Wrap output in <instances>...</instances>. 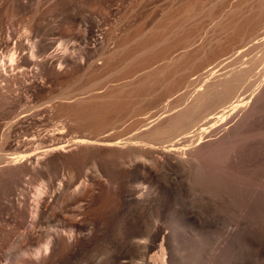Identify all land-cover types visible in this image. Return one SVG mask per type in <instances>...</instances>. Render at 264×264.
I'll use <instances>...</instances> for the list:
<instances>
[{"label": "bare ground", "instance_id": "6f19581e", "mask_svg": "<svg viewBox=\"0 0 264 264\" xmlns=\"http://www.w3.org/2000/svg\"><path fill=\"white\" fill-rule=\"evenodd\" d=\"M70 1L53 0L52 8L42 12L35 19L33 18L34 28L41 31L42 35L37 39H35L36 36L35 38L31 36L33 39L27 38V40L24 37L23 40L27 41L26 45H22L24 51L18 49L21 45L18 47L15 45L10 50L7 49L6 53H8L5 58L9 63V67L7 66L9 69L5 67L0 69V111L3 115L1 117L4 121L3 125H8L6 129L10 128L11 121L18 117L23 119L30 114L38 113L40 107H43V110L58 109L61 99L64 97L38 98L36 93H30V89L36 87L33 80H69L90 69L101 68V66H96V62L100 63L97 60L101 61L102 54L109 42L102 32L103 30L101 31L102 27H100L99 21L103 19L102 22H104L107 10L95 7L93 4V7L88 6L89 8H87L86 6L85 10L81 9L77 13L69 14ZM74 2L81 8V0ZM17 9L13 6L10 7L6 18H10V15L13 14L16 15ZM95 12L101 17L98 22L86 21L84 23L82 21L84 18L89 21V15ZM86 15L88 16L86 17ZM49 16H54L55 19L52 20L57 19L59 25L55 26L52 23L54 21L48 20ZM14 29L9 32L11 37L15 33ZM55 29L59 36L57 38L49 37L51 35L48 33ZM17 33L16 35H18ZM47 34L49 36H46ZM72 37L78 40L80 38L79 44L82 46L78 47L74 44L75 41L70 42ZM19 40L17 41L19 42ZM244 47L246 46L244 45ZM147 48L151 49L150 46ZM149 49H146L145 52ZM150 58V56L147 58V63L151 60ZM227 59L228 57H225L222 61ZM261 61L259 58L252 64L250 63L251 66L231 70L223 79L207 78L202 84H195V89L193 88L194 91H192L196 92V95L193 96L194 101L186 104L185 102H188L192 95L185 94L180 98L178 104L169 106L158 114L151 112L148 108L141 113H130L125 117L118 115L115 110L118 108L112 109V111L111 107H104L101 110L80 109L75 111L73 115L69 114L68 116L75 121L76 128L86 131L82 134L76 129H69L64 120L58 119L51 125L43 124L41 131L45 134L26 131L21 133L22 135L20 134L22 139L15 140V143L11 144L9 132L2 130L4 127L2 125L0 130V264H200L205 258L202 257L203 254L210 251L206 249L205 245L208 233H204L205 230L199 226L197 229L188 226L187 228L194 229V232L188 233L185 230V234L180 229L181 226L178 227L179 229L176 228V225H182L183 217L181 219L176 217L175 213L170 212L165 205L166 197L169 194L167 181L170 180L166 179V171L172 163H175L172 165L174 166L172 169L175 170L176 163L179 165L183 162V154L189 155L190 152V160L184 158L189 166L182 165L183 163L179 166L182 168L188 166L189 170H192L195 166L191 165L192 168H190L189 161L193 162L191 163L193 165L197 163L196 169H193L196 172L190 171L191 174L193 172V175H196L199 174V169H202L203 171L200 170V173L203 172V178L202 175L199 177L201 180L205 178V174L211 172L212 177L214 171H208V173L205 168L203 169L201 163L200 167L202 168L199 167V162L202 159L198 156V145L196 149L192 146L197 144V142L195 143L196 137H193L195 141L191 138L194 144H189V147L192 146L190 149L193 148L196 152L191 149L193 151L190 150L187 153L188 148H183L185 144L184 146L182 144L190 139L191 133L188 135L189 138L178 139L183 142L173 141L176 140L173 138H176L178 133L170 136L173 131L179 129H182L179 132L180 135L187 131L189 133L191 128H193L191 129L192 133L197 130L202 133H211V131L213 133V130L216 131V128L213 129L215 124L217 125L227 113L237 108L239 113L242 106L243 109L246 108L250 93L246 95L248 88L243 86V82L250 76L253 66L259 65ZM147 63L146 65H148ZM102 65L104 66V63ZM151 65L152 63L144 67L142 80L137 83L136 87H144L154 77ZM213 67H210L212 71ZM210 68L208 72H210ZM137 81L138 78L131 77L128 82L132 84ZM150 92L148 87L147 98L150 96ZM263 93L264 87L256 92V95L254 93L256 99L253 98L258 101ZM218 99L224 101L215 105L214 100ZM254 99L251 103L255 101ZM175 107L180 108L175 114L172 115L171 112H168L171 116L168 114L166 119L158 121L159 123L156 122L157 125L153 124L154 121L162 117L163 113L174 111ZM235 113L237 114V110ZM235 113L231 115V120L232 117L237 116ZM231 120L228 118L223 124L230 123ZM220 125L222 126V123ZM184 128H188L187 131H184ZM196 133L193 136L200 134ZM208 135L205 136L208 137ZM167 136L170 138L161 140ZM190 140L187 142H191ZM192 153H194V157ZM229 153L227 151V154L224 153V155L227 156ZM193 158L195 161L192 160ZM198 159L200 161L196 162ZM212 160L210 158L209 162ZM181 167L178 168L182 169ZM198 167L199 169H197ZM210 167L207 170H212ZM188 168L187 171H189ZM172 169L169 167V171ZM25 176H29V180H24ZM198 176L195 177V180H190L195 182L198 180ZM207 178H205L206 182H203L204 179L203 183H200L202 184L199 185L200 189L205 183V185L210 184L207 186H211V182L208 179L210 182L208 183ZM213 181L216 184L210 188L218 186L220 189V184H225L217 182L218 178ZM226 181L227 183L231 182L229 179ZM191 183L193 182L191 181ZM217 183L219 184L217 185ZM171 184L173 186V182L170 183V186ZM197 186L198 184L195 187ZM230 186L229 183L225 187H221L224 189V193H222L223 189H220L222 192L218 190L223 194H220L221 196L226 195L227 201L230 200L228 203L232 199L230 189L233 185L231 188ZM170 189H174V187ZM203 190L207 192L208 189L204 186ZM127 201L133 203V209L136 207L137 212L141 209L144 213L146 210L147 214V210H150L148 221L142 222L139 218L143 217H138V219L135 217V221L130 218L131 223H122L120 215L123 213L121 214V210L128 204ZM130 205L127 207L131 208ZM125 210L127 209L123 211L125 212ZM144 217L146 218V216ZM145 218L144 220H146ZM170 223H173L175 227L173 231ZM182 227L185 226L182 225ZM108 234L113 238L121 237L123 241L121 245L115 246L114 243L115 247H105V238L108 239ZM118 241L120 242V240ZM207 254H211V252ZM216 257L213 258L214 261L219 260Z\"/></svg>", "mask_w": 264, "mask_h": 264}, {"label": "rangeland", "instance_id": "374dc122", "mask_svg": "<svg viewBox=\"0 0 264 264\" xmlns=\"http://www.w3.org/2000/svg\"><path fill=\"white\" fill-rule=\"evenodd\" d=\"M74 1L71 0L68 6L69 11H67L69 14L77 13L81 9L85 10L89 8L88 6L93 7V4H95V7H102L107 10L104 22H102L103 19L96 12L89 15V21L88 19L84 20L86 18L82 19L84 23L86 21L98 22L101 19L99 21L100 27L104 28H101V31L103 30L102 32L108 39L109 45L102 54L101 61L100 59L97 61L104 63V66L96 62V66H101V68L90 69L82 75L69 80H33L36 87H32L30 93H36L38 98L64 97L61 99L58 109L43 110V107H40L38 113L30 114L23 119H21L22 117L13 119L14 121H11L9 128L10 131L6 129L8 125H3L4 121L1 119L3 115L0 111V130L3 125L2 130L9 132V138H11L9 142L13 144L15 140L22 139L20 134L26 131L45 134L41 131L43 124L51 125L58 119L64 120L69 129H76L80 134L86 132L83 129L76 128L75 121L68 116L69 114L73 115L75 111L80 109L101 110L104 107H111L110 109L112 110L118 108L119 112L117 109L115 110L118 115L120 114V117H125L130 113H141L147 108L151 112L158 114L165 108L178 104L180 98L185 94L192 95L189 97V101L185 102L186 104L191 103L192 100L194 101L193 96L196 95V92L193 93L192 91L195 89V84L200 85L207 78L223 79L231 70L251 66L250 63L252 64L253 61L260 58L262 60L261 63L253 66L250 76L243 82V86L248 88L246 95H249V93L251 95L253 92L251 97L250 95L248 96L250 99L248 98L246 108L243 109V106L241 107L243 112L242 109H239L241 112L238 113L237 108V114L235 113L236 110L227 113L222 119L223 121L221 120L222 122H216L217 125L215 124L213 127V129L216 128V131L212 129L213 133L212 131L211 133H202L200 130H197L200 134L196 133L197 131L192 133L191 129L193 128L189 129L190 132L187 133L186 129L188 128H184V131H187L185 132L187 136L185 133H181L182 136L180 135L179 132L182 129L173 131L170 136L179 134L178 136L176 135V138H173L176 140L172 139L173 141H178L181 137L189 138V136L190 139L192 138L195 141L194 138L196 137V145L192 139H188L186 143L182 144L183 146L184 144L185 146L187 145L183 148H188V153L193 149H190V147L193 146L196 149L198 145V156L202 159L201 162H199L200 158L196 160V162H199V167L203 164L202 167L207 172H215H213L214 178L213 176L211 177L212 172H208L210 176L205 174V178L209 176L207 182H211V186H214L216 182L213 179L218 178L217 182L225 183L220 184V189H223L221 187H225L229 183L231 186L233 185L232 189H230L232 193L230 194L231 202L228 203L230 200L227 201L226 195L224 196L225 198L221 196L224 193V189L222 192L218 189V186L210 188L211 186H207L210 184L205 185V183L203 185L209 191L203 190L204 186L200 189L201 186L199 185H202L200 183L205 178L199 179L201 175L203 178V172L200 173L202 169H199V167L197 168L199 169V174L193 175V172L191 174V171L196 169L197 163L194 162L196 164L193 165L191 164L193 162L189 161L190 152L189 155L183 154V164L180 163L179 165L189 166L184 159L186 157V159H189L190 168L195 166L192 170L190 169L191 171L188 166L182 168L178 163H176L175 167H181L182 169L178 168L176 170L175 168L173 170L172 167L174 168V166L172 165L175 163H172L169 166L172 170L169 171L168 167L167 170L169 172L166 171V179L170 180H166L169 194L166 197L168 202L165 201V205H167L170 212L175 213L176 217L180 219L183 217L181 224L185 227L176 225V228L181 226L180 229H182L183 234H185V230L188 233L194 232V229L189 228L196 227L197 229L198 226L205 230H203L204 233H208V235L205 234L207 236V244H205L207 248H205L210 250L211 254H207L209 252L205 249L207 253L204 251L205 254L202 257L207 258H203L205 261H201L200 264H212V262L214 264L218 261L220 264H264V93L258 101L255 100L256 92H259L264 87V0H81V8ZM53 4V0H0V58L2 56L0 61L4 58L1 61L2 65L0 62L1 70L3 67L9 69V63L5 58L8 53H6L7 49L10 50L15 45L17 47L21 45L18 49L23 50L24 44H27V38H32L33 36L35 38L36 36L35 39H37L38 36L42 35L41 31H37L34 28L32 20L42 14V12L52 8ZM12 6L16 9L19 6L18 11L16 15H10V18L7 19L8 9ZM66 9H68L67 6ZM49 17L48 20L55 19L54 16ZM52 23L55 26L59 25L57 19ZM12 29H14L15 33L11 37L9 32ZM50 33H56V29ZM50 33L48 34L51 36L48 34L46 36L51 38L59 36L57 33L53 35ZM24 37L26 40H23ZM71 39L70 42L73 43L75 41L74 44L78 47L79 45L82 46V44H79L80 38L79 40L75 37ZM7 41L9 42L7 43ZM148 44L151 49L147 48L149 47ZM244 45L246 47L243 48ZM146 49L151 52L147 50L149 54L146 53ZM147 56L151 57L149 63L146 61ZM225 57H228V59L222 61ZM251 59H253L252 62ZM102 60L104 61L102 62ZM146 63L148 65L152 63L150 67L154 71V77L144 87H136L137 83L142 80L144 67L148 66ZM210 67H213V71ZM209 68L211 73L208 72ZM209 73L213 74L212 76L214 77ZM131 77H134V79L138 78V81L129 84L128 81ZM30 79L32 80V78ZM148 87L151 94L147 98L146 91ZM253 99L256 102L251 103ZM223 101L222 99L214 100V104L219 105ZM178 107L173 108L174 111L163 113L162 117L154 121L153 124L157 125L161 120L166 119L171 114L173 115V113L175 114L182 105L180 108ZM115 110L114 112H116ZM168 112H171V114ZM233 113L237 116L232 117L231 120ZM227 116L231 121H229L230 123L226 122L224 125L223 123L226 119L228 120ZM221 123L222 126L220 125ZM194 133L198 135L193 136L195 135ZM207 134H209L208 137H206ZM198 136L199 138H197ZM170 137L167 136L161 138V140ZM203 137L206 138L204 139ZM189 140L191 142H187ZM198 140L203 142L200 144ZM189 144L194 145L189 147ZM227 151L231 153L226 156ZM224 153L226 154L224 155ZM192 154L194 157V153ZM196 157L195 159H197ZM210 158L211 160L214 158L213 160L215 161L212 160L214 163L212 161H210L211 163L209 162ZM192 160L195 161L194 158ZM209 167L212 170H207ZM225 168L228 169L226 170ZM197 176V179L201 181L197 182L198 180H196L195 182H197L198 186L195 187L197 184L190 179L195 180ZM226 176L229 177L228 179L231 182L228 181L227 183L226 180L228 179ZM28 177L25 176L24 180H29ZM210 177L213 179L211 180ZM170 181L173 182V186L172 184L170 186V183H172ZM203 182H206V179ZM169 186L176 189H170ZM173 190L175 191L174 193L172 192ZM218 190L222 193L218 192ZM213 191L216 192L214 193ZM127 203V205L131 204L129 201ZM127 205L121 210V214L123 213L120 215L122 223H131L132 221L130 220L135 221V217L137 219L138 217H143L139 218L142 222L148 221L150 210H147L146 214V210L145 213L141 209L137 212L136 207L135 211L133 203L130 205L131 208L127 207ZM124 209L127 210L124 212ZM134 211L135 213H133ZM130 213H132L131 217L129 216ZM142 214L145 215L142 216ZM188 226L190 227L187 228ZM170 227L172 231L175 229L173 223H170ZM179 231L181 232V230ZM107 236L108 239L105 238L106 243H104L105 247L112 248L121 245V242H123L119 236L115 238L110 234ZM109 241L111 243H107ZM215 257L219 260L214 261Z\"/></svg>", "mask_w": 264, "mask_h": 264}]
</instances>
